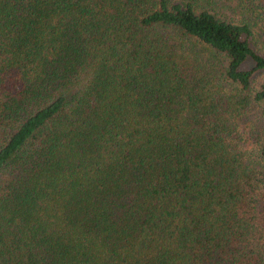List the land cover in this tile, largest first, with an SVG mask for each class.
<instances>
[{
  "label": "trees",
  "instance_id": "16d2710c",
  "mask_svg": "<svg viewBox=\"0 0 264 264\" xmlns=\"http://www.w3.org/2000/svg\"><path fill=\"white\" fill-rule=\"evenodd\" d=\"M264 0H0V264H264Z\"/></svg>",
  "mask_w": 264,
  "mask_h": 264
},
{
  "label": "rangeland",
  "instance_id": "374dc122",
  "mask_svg": "<svg viewBox=\"0 0 264 264\" xmlns=\"http://www.w3.org/2000/svg\"><path fill=\"white\" fill-rule=\"evenodd\" d=\"M257 48L264 54V22L257 27ZM264 85V75L258 77L256 87ZM243 133H253V130L264 132V113L261 111H253L245 120L241 122ZM264 233L259 234L253 240L254 246H260Z\"/></svg>",
  "mask_w": 264,
  "mask_h": 264
}]
</instances>
